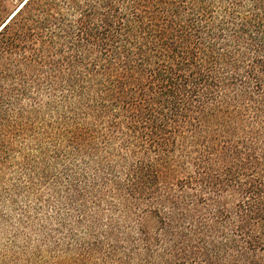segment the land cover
<instances>
[{
    "label": "trees",
    "instance_id": "obj_1",
    "mask_svg": "<svg viewBox=\"0 0 264 264\" xmlns=\"http://www.w3.org/2000/svg\"><path fill=\"white\" fill-rule=\"evenodd\" d=\"M22 3L0 0V264H261L264 233L225 227L264 226V170L229 185L264 106L217 64H264V0Z\"/></svg>",
    "mask_w": 264,
    "mask_h": 264
},
{
    "label": "snow or ice",
    "instance_id": "obj_2",
    "mask_svg": "<svg viewBox=\"0 0 264 264\" xmlns=\"http://www.w3.org/2000/svg\"><path fill=\"white\" fill-rule=\"evenodd\" d=\"M37 2L43 3L44 0H37ZM73 2L76 3L77 7L82 5L84 7L91 8L93 6L101 7L103 0H73ZM201 2H206V0H192V3L197 5ZM28 3L29 0H23V3L19 8L16 9V12L18 13L21 11L28 5ZM229 4H232L233 7L239 6L238 3L233 4V0H214V6L219 5L221 7H227ZM15 14L16 13H13V16ZM7 26V23L0 22V31L6 30ZM244 46L250 51L255 50L254 44L251 41H245ZM258 46L262 53L260 60L264 61V38L260 39ZM230 47L231 45L218 46V50L225 54L222 57V62L217 64V68L223 72L226 67H238L239 71L236 73V80L239 86L236 88V91L241 94V97L249 98L250 102H255L261 106H264V64H261L258 70H254V66L247 56H241L240 60H236L234 63H232L234 58L229 52ZM240 52H244V47L240 49ZM233 95H235V93H233ZM262 127H264V125H262ZM225 131H228V129H225ZM237 142H241L243 147L240 149V151H236L235 154L230 157V166L233 169V175L229 180V185L235 192H239L240 189L245 186V180L250 179V177L244 176L245 172L251 173L256 170V167L264 170V135L260 136V144L258 149L256 145V134L253 132H250L246 138L243 136H237L236 140L233 141V144L236 145ZM254 150L259 151V161L252 160L249 162L248 160L240 159L241 155L247 156ZM214 156H219V154L214 153ZM204 162L207 163L211 169H223V167H225L222 159H205ZM226 197L227 193L225 196H219L218 199L223 202ZM237 226H239V228L245 232L251 230L254 236H259L261 233H264V226L250 224L248 219L242 216L240 213H235L233 215L232 219L228 221L225 231L229 232L231 235L235 232ZM257 228L259 231H256ZM261 256L264 257V252L261 253ZM261 264H264V259L261 260Z\"/></svg>",
    "mask_w": 264,
    "mask_h": 264
}]
</instances>
